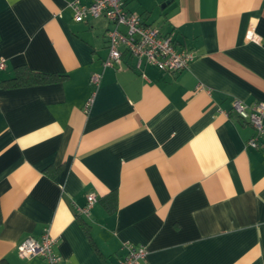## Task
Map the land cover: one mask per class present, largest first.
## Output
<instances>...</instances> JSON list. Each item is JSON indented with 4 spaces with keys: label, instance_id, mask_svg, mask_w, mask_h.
Here are the masks:
<instances>
[{
    "label": "crops",
    "instance_id": "obj_1",
    "mask_svg": "<svg viewBox=\"0 0 264 264\" xmlns=\"http://www.w3.org/2000/svg\"><path fill=\"white\" fill-rule=\"evenodd\" d=\"M70 1L0 0V263L45 264L18 246L48 229L62 264H121L126 242L142 264H264V136L233 112L264 104V0H127L195 54L180 73L104 69L111 25ZM19 67L64 80L6 87Z\"/></svg>",
    "mask_w": 264,
    "mask_h": 264
},
{
    "label": "built area",
    "instance_id": "obj_2",
    "mask_svg": "<svg viewBox=\"0 0 264 264\" xmlns=\"http://www.w3.org/2000/svg\"><path fill=\"white\" fill-rule=\"evenodd\" d=\"M69 7L73 11L76 22L104 19L110 23L107 31L108 57L104 61L105 68H122L125 57L134 58L138 67L143 63L156 67L161 72L180 73L193 63L195 54L188 50H180L173 33L164 35L158 28L146 25L141 17L131 12L127 0H72ZM255 28L251 27L246 34L248 40L254 38ZM7 68V59L0 57V71ZM103 74L95 73L90 77V84L99 89ZM94 97L86 104V111L93 104ZM233 112L248 122L255 130V136L249 140L248 146L256 149L264 136V104L254 106L234 101ZM98 201L95 194L87 196L86 205L77 207L80 215L89 216ZM58 239L45 230L41 241L33 238L25 239L18 246L21 258L40 257L45 264H62L61 257L55 252ZM125 256L121 264H142L148 251L144 246L126 242L122 246Z\"/></svg>",
    "mask_w": 264,
    "mask_h": 264
},
{
    "label": "trees",
    "instance_id": "obj_3",
    "mask_svg": "<svg viewBox=\"0 0 264 264\" xmlns=\"http://www.w3.org/2000/svg\"><path fill=\"white\" fill-rule=\"evenodd\" d=\"M64 80V76L55 75V74H47V73H38L33 72L27 67H19L14 77L5 81L4 85L8 88L12 87H23L28 85L35 84H45V83H53ZM2 225V214L0 210V226ZM0 264H7L6 261L1 262Z\"/></svg>",
    "mask_w": 264,
    "mask_h": 264
}]
</instances>
